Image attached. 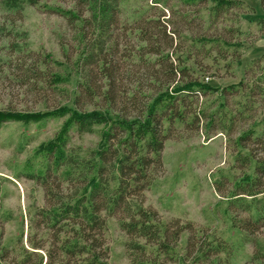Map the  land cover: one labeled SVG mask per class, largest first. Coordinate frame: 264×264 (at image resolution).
Wrapping results in <instances>:
<instances>
[{
    "label": "trees",
    "instance_id": "trees-1",
    "mask_svg": "<svg viewBox=\"0 0 264 264\" xmlns=\"http://www.w3.org/2000/svg\"><path fill=\"white\" fill-rule=\"evenodd\" d=\"M208 1L209 29L242 5L241 0H184L189 4ZM120 2L0 0V41H5L0 48V82L9 93L32 94L38 101L49 95L70 98L63 85L68 75L62 63L29 48L26 35L16 30L25 5L80 21L83 41L82 49L69 61L78 75L71 106L0 109V125L68 115L59 134L43 148V168L26 174L42 187L44 204L29 211L25 238L22 229L13 244L0 246V261L108 264V221L114 218L125 235L130 264H238L227 241L191 220H164L145 203V191L163 169L165 142L177 137V125L194 131L200 128L204 114L196 110L198 95L216 88L201 82L186 63L189 54H182L183 30L191 29L186 16L181 20L189 25L183 29L164 18V13H144L127 22ZM91 3L96 11L84 17ZM259 24L264 27V18ZM198 38L215 44L229 42L220 34ZM262 74L264 78V66ZM234 119L227 129L233 127ZM214 123L210 117L206 125L210 129ZM98 125L105 126L98 147L82 150L70 144L71 132L90 133ZM237 140L246 153H238L236 161L251 173H243L225 192L223 181L215 180V189L227 199L232 224L253 248L242 264H264V236L262 241L259 237L264 229V130L247 129ZM184 233V253L179 255L176 247Z\"/></svg>",
    "mask_w": 264,
    "mask_h": 264
},
{
    "label": "rangeland",
    "instance_id": "rangeland-1",
    "mask_svg": "<svg viewBox=\"0 0 264 264\" xmlns=\"http://www.w3.org/2000/svg\"><path fill=\"white\" fill-rule=\"evenodd\" d=\"M241 1V7L222 15L216 21V27L210 29L207 28L210 21L209 1L194 4L185 3L184 0L120 2L123 21L127 22L144 13H164V18L183 29L189 25L181 20L186 16V20L191 21V29L183 30L185 38L180 40L182 54H189L186 63L192 66L200 81L216 88L198 95L196 110L204 114L200 128L194 131L177 125V137L165 142L163 169L145 191V203L157 209L164 220H191L213 236L227 241L232 258L238 264L250 257L253 248L232 224L227 199L215 189V180L223 181L225 192L243 173H251V169L240 167L236 161L238 153H246L237 138L247 129L255 132L264 130V27L259 24L260 18H264V0ZM93 11H96V7L91 3L84 17ZM23 14L24 18L17 22L16 30L26 35L29 48L42 50L62 63L63 73L68 75L63 85L69 91L70 98L66 100L49 95L45 101H38L32 94L18 97L9 93L6 84L0 82V109L45 110L60 103L71 106L70 99L78 75L69 61L74 60L83 47L80 21H70L29 5L24 6ZM218 34L229 42L215 44L209 40L200 42L198 38ZM4 42L0 41V48ZM67 117L54 115L41 117L37 121H8L0 125V246L13 244L22 229L25 238L29 211L33 209L32 206L44 204L42 187L26 174L43 168V148L59 134ZM210 117L215 123L209 129L206 122ZM233 117L234 125L227 129ZM104 128V125H98L92 132L82 135L73 131L70 144L80 146L82 150L96 148ZM261 232L259 237L262 241L264 229ZM124 240L125 235L116 220L110 218L107 230L108 264H130ZM185 240L186 233L176 247L179 255L184 253ZM0 264L5 263L0 261Z\"/></svg>",
    "mask_w": 264,
    "mask_h": 264
}]
</instances>
